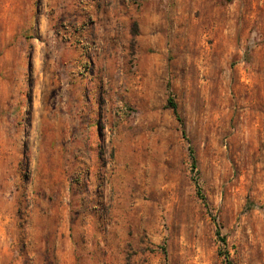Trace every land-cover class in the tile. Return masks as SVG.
<instances>
[{
    "label": "rangeland",
    "instance_id": "rangeland-1",
    "mask_svg": "<svg viewBox=\"0 0 264 264\" xmlns=\"http://www.w3.org/2000/svg\"><path fill=\"white\" fill-rule=\"evenodd\" d=\"M0 264H264V0H0Z\"/></svg>",
    "mask_w": 264,
    "mask_h": 264
},
{
    "label": "trees",
    "instance_id": "trees-1",
    "mask_svg": "<svg viewBox=\"0 0 264 264\" xmlns=\"http://www.w3.org/2000/svg\"><path fill=\"white\" fill-rule=\"evenodd\" d=\"M168 106L172 109V111H173V113L175 114V115H177V105H176V103L175 102H173L171 99L170 100H168ZM192 162L195 164V158H194V156L192 157ZM223 241V240H222ZM225 258H226V261H228L227 260V255H225L224 256Z\"/></svg>",
    "mask_w": 264,
    "mask_h": 264
}]
</instances>
